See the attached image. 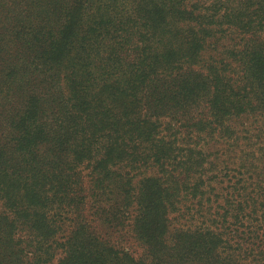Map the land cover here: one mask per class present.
I'll list each match as a JSON object with an SVG mask.
<instances>
[{
	"label": "trees",
	"instance_id": "obj_1",
	"mask_svg": "<svg viewBox=\"0 0 264 264\" xmlns=\"http://www.w3.org/2000/svg\"><path fill=\"white\" fill-rule=\"evenodd\" d=\"M44 263L264 264V0H0V264Z\"/></svg>",
	"mask_w": 264,
	"mask_h": 264
},
{
	"label": "rangeland",
	"instance_id": "obj_2",
	"mask_svg": "<svg viewBox=\"0 0 264 264\" xmlns=\"http://www.w3.org/2000/svg\"><path fill=\"white\" fill-rule=\"evenodd\" d=\"M19 67L30 68V73H31V71L35 72L33 70V68L29 67L26 64L20 65ZM30 73H28L27 76H30ZM21 74H22V72L19 71L15 75V78L19 77ZM225 185H226L225 182H223L221 184H216V186H215L216 193L222 192V190H220V188H225ZM191 206L193 207V203H191ZM182 208H184V204H183ZM183 211H185V210H183ZM191 212H193V211H191ZM179 213H181V212H176V213L171 214L172 223L174 225L189 227V226H192L191 224H200L201 222L203 224L205 222L206 225L210 224V219L208 221H205L206 220L205 217L203 218L204 214H201V213L190 214V212H188V214H186L185 216L181 217V215H180V217H179ZM85 215L87 216L88 213ZM69 224H70V219H66L64 224H63L64 225L63 228H59L60 230L57 233V238H61L63 236V234H67V232L70 229ZM18 229H19L18 234L20 235L22 240H24V243L26 245L29 244L30 242L28 240V237L30 235V229L29 228H18ZM105 229L106 228H104V230ZM113 238L117 239V241L120 242L121 244L129 247L136 254H139L142 251L141 246L131 236L127 235L124 232H119V233L113 234ZM32 243L36 244L34 241ZM57 256L59 257V255H57ZM55 261H56V259H55Z\"/></svg>",
	"mask_w": 264,
	"mask_h": 264
}]
</instances>
